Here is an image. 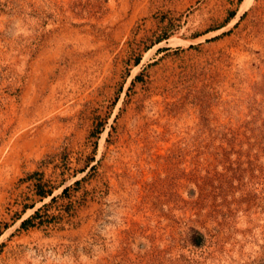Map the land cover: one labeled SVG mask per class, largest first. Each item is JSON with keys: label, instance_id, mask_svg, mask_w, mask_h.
Listing matches in <instances>:
<instances>
[{"label": "rangeland", "instance_id": "rangeland-1", "mask_svg": "<svg viewBox=\"0 0 264 264\" xmlns=\"http://www.w3.org/2000/svg\"><path fill=\"white\" fill-rule=\"evenodd\" d=\"M0 264H264V0H0Z\"/></svg>", "mask_w": 264, "mask_h": 264}, {"label": "trees", "instance_id": "trees-1", "mask_svg": "<svg viewBox=\"0 0 264 264\" xmlns=\"http://www.w3.org/2000/svg\"><path fill=\"white\" fill-rule=\"evenodd\" d=\"M136 62L139 63L140 58H138ZM31 175L37 178V182L34 184L35 195L39 196L40 199H44L46 196L53 194L55 184L51 181L44 180V172L35 171ZM76 183H79V180L76 181ZM68 189L69 187H66L64 191H67ZM27 199L35 200L33 197H27ZM55 200L56 197H53L52 202H54ZM22 204H23V211H25L27 208L33 207L35 205V201H33V203L24 202ZM49 205H50L49 203L45 204L43 207L37 209L31 216L24 219L21 223V227L29 228L30 226H34L36 224H43L44 222H46L43 216L45 214L47 215V213L42 211L44 207H48ZM200 240H202V237H200V235L197 234V237H194L193 241L195 243H200L201 242Z\"/></svg>", "mask_w": 264, "mask_h": 264}]
</instances>
